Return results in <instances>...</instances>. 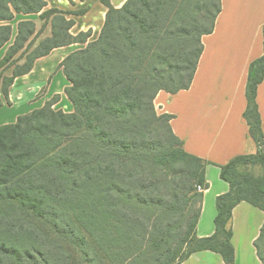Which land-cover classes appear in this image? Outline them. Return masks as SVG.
Returning <instances> with one entry per match:
<instances>
[{"label":"trees","instance_id":"trees-1","mask_svg":"<svg viewBox=\"0 0 264 264\" xmlns=\"http://www.w3.org/2000/svg\"><path fill=\"white\" fill-rule=\"evenodd\" d=\"M102 2L106 20L98 39L89 41L91 31L73 36L74 21L57 8L45 10V0H0V23L16 13H41L45 21L37 33L33 21L18 24L0 61V108L10 103L14 80L38 58L87 44L60 66L71 84L65 94L73 113L54 110L56 96L0 126V264H67L70 247L83 264H181L205 250L235 264L233 209L247 202L264 211L257 103L264 53L249 67L244 113L258 150L220 167L230 190L216 200L215 234L198 238L204 198L198 187L209 188L207 163L185 151L171 126L174 116L158 114L155 99L191 87L202 38L214 31L222 2L127 0L121 8ZM49 23L51 36L35 46ZM11 37L12 26L0 25V48ZM249 166L260 167L261 176L241 170ZM255 246L264 264V225Z\"/></svg>","mask_w":264,"mask_h":264},{"label":"crops","instance_id":"crops-1","mask_svg":"<svg viewBox=\"0 0 264 264\" xmlns=\"http://www.w3.org/2000/svg\"><path fill=\"white\" fill-rule=\"evenodd\" d=\"M126 1L110 0L115 8H121ZM45 2V10L57 8L67 13V19L74 21L70 30L73 36L91 31L89 41L98 39L108 11L102 0ZM221 2L222 11L214 31L202 38L204 50L191 87L176 94L161 91L155 99L159 114L174 116L171 126L175 135L183 141L185 151L207 163L209 188L204 191L196 227L198 238L215 234L216 200L230 190L229 184L221 179L220 167L238 156L255 154L258 150L250 136L244 113L249 67L264 53V0ZM40 15L16 13L12 21L0 23L12 26L10 41L0 48V61L14 44L20 22L33 21L36 33L41 31L45 21ZM47 29L50 37V23L44 32ZM86 45L76 43L55 48L48 55L38 58L28 74L17 77L10 88V103L5 102L0 108V126L15 124L19 117L43 108L56 96L59 98L53 108L73 113V104L65 94L70 82L60 66L66 57ZM257 103L264 133V80L258 86ZM263 225L264 211L250 203L242 202L233 209L231 226L235 264H262L255 242ZM181 264L227 263L219 253L205 250L193 253Z\"/></svg>","mask_w":264,"mask_h":264},{"label":"rangeland","instance_id":"rangeland-1","mask_svg":"<svg viewBox=\"0 0 264 264\" xmlns=\"http://www.w3.org/2000/svg\"><path fill=\"white\" fill-rule=\"evenodd\" d=\"M49 36V30L47 29V31L46 32H44V30H43V32L41 33V35H40V41L41 40H43L44 38H46V37H48ZM39 41V42H40ZM38 44V42H36V44H35V46ZM34 46V47H35ZM33 47V48H34ZM23 62V61H22ZM21 64H23V63H21ZM11 74H12V69H10V70H7L5 73H4V77H6V78H8V77H10L11 76ZM71 85V84H70ZM66 101H67V99H65ZM54 109V108H53ZM55 110V109H54ZM56 111H58V110H56ZM159 114V113H158ZM161 132H163V134H164V136H163V138H165V135L167 134V132H166V130L164 129V128H162L161 129ZM241 170L242 171H246V172H249V173H251L252 175H254L255 177H259V176H261V174H262V169L260 168V167H251V166H249V167H241ZM67 251H69V253L71 254V258H69V261L67 262V264H83L82 263V261H81V258L78 256V254H75L74 252H73V249H72V247H70V248H67ZM186 251H188V249H187V247H185V248H183V249H181L179 252V256H182L183 255V253H185Z\"/></svg>","mask_w":264,"mask_h":264},{"label":"built area","instance_id":"built-area-1","mask_svg":"<svg viewBox=\"0 0 264 264\" xmlns=\"http://www.w3.org/2000/svg\"><path fill=\"white\" fill-rule=\"evenodd\" d=\"M198 191H199V192H204L205 189H204L203 187L199 186V187H198Z\"/></svg>","mask_w":264,"mask_h":264}]
</instances>
